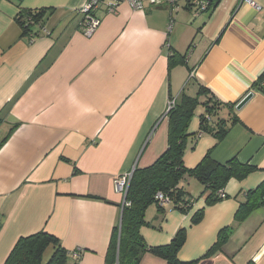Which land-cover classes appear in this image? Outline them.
I'll list each match as a JSON object with an SVG mask.
<instances>
[{
  "label": "crops",
  "instance_id": "crops-1",
  "mask_svg": "<svg viewBox=\"0 0 264 264\" xmlns=\"http://www.w3.org/2000/svg\"><path fill=\"white\" fill-rule=\"evenodd\" d=\"M252 1L257 8L219 0L207 11L188 0L143 10L121 2L113 13L97 10L100 23L86 36L79 30L86 0H0V142L11 130L0 144V264L20 236L39 230L67 251L63 264H104L123 205L114 179L154 162L166 148L168 99L196 96L200 86L225 104L253 96L234 109L239 121L221 140L188 137L184 165L195 167L209 151L215 162L235 158L259 170L230 179L213 205L199 196L187 214L169 202L162 212L150 205L140 234L156 247L185 228L180 262L264 264V206L234 223L246 191L264 180V93L250 90L264 72V0ZM21 10H43L27 33ZM170 52L185 62L168 68ZM198 96L190 134L207 98ZM219 113L231 117L225 107ZM187 182L180 186L196 198L202 185ZM200 208L202 219L191 224ZM226 226L233 227L226 242L204 256ZM138 264L166 262L146 252Z\"/></svg>",
  "mask_w": 264,
  "mask_h": 264
},
{
  "label": "trees",
  "instance_id": "trees-1",
  "mask_svg": "<svg viewBox=\"0 0 264 264\" xmlns=\"http://www.w3.org/2000/svg\"><path fill=\"white\" fill-rule=\"evenodd\" d=\"M218 1L210 0L208 8L215 6ZM42 12L43 10L19 12L17 22L23 29V33L31 30V25L26 24L27 18L31 16L34 21L39 22ZM184 62V56L176 52H170L167 55L168 68ZM199 89V93H204L207 98L201 104L204 112L198 116V131L190 134L188 126L199 105V93L196 96L182 94L180 101L165 113L167 116L166 148L152 164L134 168L125 195L126 203L122 205L119 222L112 228L110 234L104 264H138L146 252L161 257L166 264H193L195 261L180 262L176 256L185 241V228H180L166 245L151 247L145 244L140 228L147 224L144 217L146 209L150 205H155L161 212L166 208L165 204L155 197L157 192L160 191L169 197L171 208L187 214L192 209L194 201L199 198L192 197L180 186L187 176L196 177L203 185L204 189L200 196L204 195L205 206H210L223 199L219 196V191L224 189L230 179L242 180L249 173L259 170L256 166L240 163L235 158L225 163L215 162L210 158L209 151L195 167L188 168L184 165L183 157L188 137L196 138L198 133L209 134L219 141L227 134L230 126L239 121L234 115V106L237 102L222 103L213 96H209L203 86ZM250 90L264 93V72L253 83ZM224 107L231 113L227 121L219 113ZM10 132L11 130L6 133L0 144L9 137ZM261 206H264V180L246 191L245 199L239 203L235 211L234 223H240L253 210ZM203 213L204 208L194 212L190 219L191 224L198 223ZM232 231V226L222 228L204 256L219 250ZM51 245L53 252L44 264H63L68 255L67 251L62 248L55 236L44 230L20 236L3 264H43L45 248Z\"/></svg>",
  "mask_w": 264,
  "mask_h": 264
},
{
  "label": "built area",
  "instance_id": "built-area-1",
  "mask_svg": "<svg viewBox=\"0 0 264 264\" xmlns=\"http://www.w3.org/2000/svg\"><path fill=\"white\" fill-rule=\"evenodd\" d=\"M190 1V4L193 6H196L198 10L201 11H207L209 10V2L210 0H188ZM244 2L248 4H252L257 8V5L254 4L252 0H243ZM125 2L127 3L132 9L134 10H143L147 5L149 6H158L161 4H167L172 8L178 7L179 0H86L85 4L81 7L79 10V13L82 15V21L79 25V30L81 32L88 36L91 35L92 32L97 28V26L100 23V19L97 17L96 12L99 9H104L106 13H113L116 10V7L119 3ZM40 22L34 21V19L30 16L26 20V24L28 25H35L38 26ZM42 32L48 33V31L45 28H41ZM175 101L173 98H169L167 102V109L166 111H169L172 107H174ZM132 171H128L124 174H121L117 176L114 179V186L118 193L122 195V198L124 202L122 204L126 203L125 195L129 186V182L132 177ZM219 196L221 198H225V193L223 190L219 191ZM158 200H160L161 203H168L169 197H166L163 195L160 191L157 192L155 196ZM79 256V252H73V257L77 259Z\"/></svg>",
  "mask_w": 264,
  "mask_h": 264
},
{
  "label": "rangeland",
  "instance_id": "rangeland-1",
  "mask_svg": "<svg viewBox=\"0 0 264 264\" xmlns=\"http://www.w3.org/2000/svg\"><path fill=\"white\" fill-rule=\"evenodd\" d=\"M192 86H193V84H192V82L191 83H189V84H186V87H185V90H187V88L190 90L191 88H192ZM186 93V92H185ZM174 106H175V104H174ZM200 110H197V114H200L201 112H199ZM151 134H152V132L149 134V136H151ZM148 136V137H149ZM187 178V183L189 184L190 183V181L194 184H197L198 185V189H199V186L200 185H202L199 181H198V179L196 178V177H191V176H187L186 177ZM183 182H184V180H183ZM200 184H198V183ZM181 185H182V187H183V183L181 182ZM186 187V186H185ZM185 187H184V189H185ZM203 189H204V187H203V185L202 186H200V191L197 193V194H194L196 197H199L200 195H201V193H202V191H203ZM53 246L51 245V246H48L47 248H45V251H44V254H43V264L50 258V256H51V254H52V252H53V248H52Z\"/></svg>",
  "mask_w": 264,
  "mask_h": 264
},
{
  "label": "water",
  "instance_id": "water-1",
  "mask_svg": "<svg viewBox=\"0 0 264 264\" xmlns=\"http://www.w3.org/2000/svg\"><path fill=\"white\" fill-rule=\"evenodd\" d=\"M252 96H253V92H248L247 94H245L239 101H237V103L234 106V109L240 110L252 98Z\"/></svg>",
  "mask_w": 264,
  "mask_h": 264
}]
</instances>
